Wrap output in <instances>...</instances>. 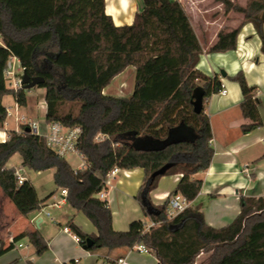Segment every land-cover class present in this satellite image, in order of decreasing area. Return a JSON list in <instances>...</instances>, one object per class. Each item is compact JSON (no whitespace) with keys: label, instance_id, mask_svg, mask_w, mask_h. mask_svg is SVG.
Listing matches in <instances>:
<instances>
[{"label":"trees","instance_id":"1","mask_svg":"<svg viewBox=\"0 0 264 264\" xmlns=\"http://www.w3.org/2000/svg\"><path fill=\"white\" fill-rule=\"evenodd\" d=\"M215 1L223 6L225 16L234 12L243 20L236 29H222L209 52L236 50L241 29L252 24L264 54V0H247L246 6ZM141 4L132 25L117 27L106 14L105 0H0V127L8 117L6 95L13 94L20 107L28 104L24 86L18 91L7 86L5 71L16 58L28 76L45 78L36 88L46 90V123L82 129L78 151L86 164L73 169L45 139L26 130L9 131L8 139L0 143V188L29 220L55 195L41 201L29 180L18 184L17 170L7 168L18 153L25 169L55 170L54 183L67 191V204L97 230L86 234L73 218L65 225L88 252L109 254L144 244L160 264H196L202 254L208 256L203 264H212L217 250L244 240L250 263L264 264V198H242L239 215L219 229L205 222L199 208L189 207L169 220V199L157 206L151 201L160 180L175 175L182 177L170 196L180 194L189 202L198 197L202 181L197 175L209 169L215 151L210 119L204 109L194 112L193 94L202 88L205 103L222 83L218 76L208 77L197 69L204 48L178 0H141ZM129 67L136 68L133 94L104 95ZM233 80L242 91L240 110L248 121L241 132L264 130L256 88L249 86L242 72ZM99 135L105 139L96 142ZM115 168L145 172L137 200L146 213L143 199L152 205L157 214L148 217L160 223L158 227L145 232L148 223L134 221L127 231L114 230L109 202L99 195L107 190L105 177ZM24 239L38 256L49 249L39 231L18 234L7 246L0 236V258ZM117 261L107 259L105 264Z\"/></svg>","mask_w":264,"mask_h":264},{"label":"crops","instance_id":"2","mask_svg":"<svg viewBox=\"0 0 264 264\" xmlns=\"http://www.w3.org/2000/svg\"><path fill=\"white\" fill-rule=\"evenodd\" d=\"M105 1L106 14L112 17L117 27L132 25L135 15L142 8L141 0ZM178 1L189 15L193 29L204 48L197 69L208 77L218 76L228 92L226 96L214 94L204 103V110L212 128V145L215 153L209 169L197 175L202 181V189L190 205L192 208L200 209L209 226L219 229L231 224L239 215L242 198H264V130L259 128L249 134L241 132V127L248 121L240 110L243 101L242 91L239 84L233 80L242 72L249 86L256 88L264 123V54L261 51V39L252 24H247L241 29L236 50L225 53L209 52L222 29H236L241 22L235 19L227 20L223 6L219 3L215 4L214 0ZM232 15L230 17H233ZM15 64L19 68L20 63ZM221 72H225L226 77H223ZM135 77L136 68H127L112 81L103 94L129 98L135 89ZM36 89L35 97L30 96L32 90L27 94L28 104L24 108L31 117L35 118L34 121L43 122L46 120L47 112L46 108H42L46 103V90ZM7 139L8 131L0 127V143H4ZM245 166L250 168L249 174L243 172ZM7 168L13 167L7 165ZM181 177V175L163 177L158 188L150 195L152 203L156 206L162 205L170 199ZM144 179L145 172L142 169H134L121 170L110 180L106 194L113 215L114 230L127 231L134 221L151 222L148 213L137 200ZM62 204L67 205L66 199ZM48 207H50L49 201L32 219H26L18 213L0 188V236L6 246L18 234L39 231L48 242L49 248L42 257L38 258L30 257L31 254L22 255L19 252L21 248H15L0 258V264H28V262L65 264L76 259L79 260L77 264H81L83 260L88 264H98L101 259V264H105L107 259L117 261L121 258H126L129 264L159 263L153 253L144 255L133 249H117L109 254L104 250L88 252L80 246L77 237L70 233L65 225L73 218L74 223L86 234H97L96 228L85 223L82 218L80 219L83 224L79 222L76 214L71 211L64 214L59 212L55 220L53 218L47 220L43 217V213ZM51 223L55 224L56 229L49 230ZM22 248L28 249L27 246ZM207 257L205 254L200 255L196 264H203ZM212 264H251L245 241L241 240L235 247L217 250Z\"/></svg>","mask_w":264,"mask_h":264},{"label":"built area","instance_id":"3","mask_svg":"<svg viewBox=\"0 0 264 264\" xmlns=\"http://www.w3.org/2000/svg\"><path fill=\"white\" fill-rule=\"evenodd\" d=\"M16 62L19 63V61L16 58H12L9 62L8 68L5 71V78L8 81H10L11 87L14 91H18L22 87V80H23V74L24 69L19 64L18 71L22 73L21 76H16ZM227 90L222 85L221 89L218 91V94L221 96L227 95ZM42 108L47 109V103H44ZM8 116L11 115L10 112H7ZM26 129L30 130L31 134H34L36 136H39L46 140L48 146L52 148L56 154L60 157L65 159L68 155H77L80 158L81 155L78 151V142L80 139V136L82 134V129L80 127H74V128H66L59 122H54L51 124H47L46 120L43 122H37L33 121L28 126L24 128V130L17 131L18 133L24 132ZM105 137L102 135H99L96 137L95 141L100 142L103 141ZM83 160V158H82ZM85 162L83 160V166L79 169H83L85 167ZM121 172V169L115 168L112 170L107 176L105 177V185L108 188L110 184V180L114 178L116 175H118ZM244 173L249 174L250 168L248 166H245ZM17 181L19 185H22L24 181L26 180V173L24 170H18L17 173ZM61 202L66 199L67 191L61 190ZM99 198L101 200H108L106 191L102 192L99 195ZM109 202V201H108ZM191 205V202H189L184 196L180 194H176L171 196L169 199V210H168V219L173 220L175 217H177L179 214L183 213L186 209H188ZM60 207V203L54 201L51 203L50 207ZM47 217H50V213L46 214ZM160 225V223H156L151 221L150 223L145 225V232L150 231L152 228H156ZM76 240L79 242V239L76 238ZM23 245L19 244L16 245L15 248L19 249L22 248ZM133 251H136L139 254H152V250L149 249L144 244H137L133 248ZM74 262L77 264L79 262L78 259L74 260ZM70 263V262H68ZM117 264H129L126 258H121L117 261Z\"/></svg>","mask_w":264,"mask_h":264},{"label":"rangeland","instance_id":"4","mask_svg":"<svg viewBox=\"0 0 264 264\" xmlns=\"http://www.w3.org/2000/svg\"><path fill=\"white\" fill-rule=\"evenodd\" d=\"M231 1L236 2V3L240 4L241 6H246V3H247V0H231ZM214 3L217 4L215 0H214ZM197 4H198V2H197ZM199 4L204 5V3H201V2H199ZM214 11H216V9ZM231 15L233 17H230ZM226 17H227V20L235 19L239 22H242V20H243V15L238 14V13H234V12L230 13ZM256 33H257V31H256ZM257 35H258V33H257ZM258 37H259V35H258ZM0 44H1V42H0ZM21 75H22V73L19 72L18 67H16V76H21ZM11 84L12 83L10 81L7 82V86L10 90L13 89L11 87ZM36 90H37L36 88H33L30 96L35 97L36 96L35 94L37 92ZM28 93H29V91H28ZM3 103H4V106L7 108V112L11 113V115H9L7 117V120H6L5 126H4V128L8 132L9 131L24 130V128L26 126H28V124H30L31 122H33L35 120V118L31 117L28 114V112L26 111V109L24 107H20L19 105H17V103L15 101V97L13 94L6 95L3 99ZM36 121L39 122V120H36ZM65 159L73 169H79L83 166L82 158H80L77 155H68ZM7 165L15 168L17 171L18 170H24L25 171L26 179L31 181V183L34 185V187L36 188V191H37V195L41 201H45L51 194H53L55 192V195L52 198H50L51 200L48 199L47 202L49 201V205H51V203H53L54 201L59 202L60 207H57V206L52 207L51 206V207L46 208L44 210V213H43L44 218H46L47 220L53 218L55 220L56 214H58L59 212H60V214H64L65 212L71 211V212H74L76 214L77 220L79 222H81L83 224L82 220H84L85 223H88L91 227L93 226V224L85 217V215L83 213L75 211L68 204L66 206L62 204V202H61L62 199H61V195H60L61 190L57 189V187L54 183V169L46 170L43 172H35V171L25 169L22 167V158H21L20 154H18V153L15 154L10 159V161L8 162ZM48 212L51 214L50 218L46 217V213H48ZM80 218H82V220ZM53 228L56 229L55 224L51 223L49 230L50 229L53 230ZM21 243L23 246L28 247V249H26V248L20 249L19 248L20 249L19 252L22 255H26V254L30 255L31 254L30 257H32V256L34 258L42 257V256H38L35 253L34 247L28 242L27 239L22 240ZM91 253H93V252H91ZM101 260H99L98 264H101V262H102ZM45 262H47V261H45ZM81 264H88V263H85V261L83 260Z\"/></svg>","mask_w":264,"mask_h":264},{"label":"water","instance_id":"5","mask_svg":"<svg viewBox=\"0 0 264 264\" xmlns=\"http://www.w3.org/2000/svg\"><path fill=\"white\" fill-rule=\"evenodd\" d=\"M221 75L223 77H226V73L225 72H221ZM44 83H45V78L44 77L31 78L24 71L23 80H22V86H24L25 90L30 91L33 88H36L37 86L42 85ZM192 104H193L194 112L196 114L202 113V111L204 109V91H203L202 88H197L194 91ZM26 132L30 133V130L26 129ZM143 204L147 208L148 215H156L157 214V212L154 210L152 205L146 201V198L143 199ZM91 245H92L91 240H88L87 241V246L90 247ZM158 264H160V263H158Z\"/></svg>","mask_w":264,"mask_h":264}]
</instances>
